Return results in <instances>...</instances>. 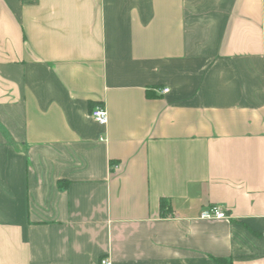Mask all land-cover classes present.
<instances>
[{"label": "crops", "instance_id": "0c3cea01", "mask_svg": "<svg viewBox=\"0 0 264 264\" xmlns=\"http://www.w3.org/2000/svg\"><path fill=\"white\" fill-rule=\"evenodd\" d=\"M103 257L264 264V0H0V264Z\"/></svg>", "mask_w": 264, "mask_h": 264}, {"label": "built area", "instance_id": "2783aa9c", "mask_svg": "<svg viewBox=\"0 0 264 264\" xmlns=\"http://www.w3.org/2000/svg\"><path fill=\"white\" fill-rule=\"evenodd\" d=\"M170 89L165 87L163 92L166 93ZM91 116L96 120L100 125L106 126L109 122L108 120V110L105 105L98 104L95 105L94 109L91 111ZM101 140L104 139L103 136L100 137ZM200 217L212 219V218H227L226 212L217 204H212V206L204 209L200 213ZM101 264H113L109 257H103L100 260Z\"/></svg>", "mask_w": 264, "mask_h": 264}, {"label": "trees", "instance_id": "16d2710c", "mask_svg": "<svg viewBox=\"0 0 264 264\" xmlns=\"http://www.w3.org/2000/svg\"><path fill=\"white\" fill-rule=\"evenodd\" d=\"M160 210H161V214L163 216L169 215L172 212V204H170V201H168L165 198H162L160 200Z\"/></svg>", "mask_w": 264, "mask_h": 264}]
</instances>
